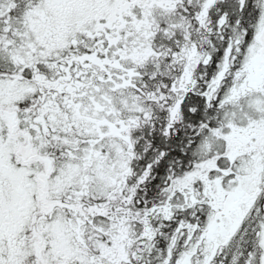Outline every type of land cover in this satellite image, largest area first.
Masks as SVG:
<instances>
[{
  "label": "snow or ice",
  "instance_id": "snow-or-ice-1",
  "mask_svg": "<svg viewBox=\"0 0 264 264\" xmlns=\"http://www.w3.org/2000/svg\"><path fill=\"white\" fill-rule=\"evenodd\" d=\"M0 264H264V0H0Z\"/></svg>",
  "mask_w": 264,
  "mask_h": 264
}]
</instances>
